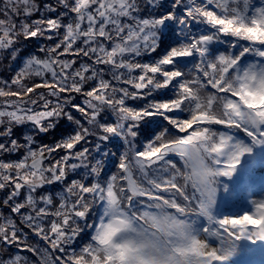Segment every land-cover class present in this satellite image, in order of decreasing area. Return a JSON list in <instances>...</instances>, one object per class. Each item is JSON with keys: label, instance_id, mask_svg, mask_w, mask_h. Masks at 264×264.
Instances as JSON below:
<instances>
[{"label": "snow or ice", "instance_id": "obj_1", "mask_svg": "<svg viewBox=\"0 0 264 264\" xmlns=\"http://www.w3.org/2000/svg\"><path fill=\"white\" fill-rule=\"evenodd\" d=\"M0 15V53L22 59L0 80L15 98L0 105V157L21 153L0 158V264H225L237 242H264V200L214 214L219 178L264 145V0H3ZM21 37L56 43L21 58ZM61 119L73 132L38 144ZM112 138L117 151H102Z\"/></svg>", "mask_w": 264, "mask_h": 264}, {"label": "trees", "instance_id": "obj_2", "mask_svg": "<svg viewBox=\"0 0 264 264\" xmlns=\"http://www.w3.org/2000/svg\"><path fill=\"white\" fill-rule=\"evenodd\" d=\"M166 3H167V6L170 7L171 5V0H166ZM2 9V8H0ZM2 17V15L0 16ZM35 18V17H33ZM203 26L202 25H193L192 26V31L193 32H197L200 30V28H202ZM167 31V30H166ZM176 31L178 32L179 31V26H176ZM226 39H230V38H226ZM56 43V40H52V41H48V40H45V39H28V40H25L23 39V37H21V40H20V43H18L16 45V47L18 49H20L19 51V56L21 58H27L29 55H32V54H35L41 58H43L44 56V53H41L39 51V47L41 46H46V45H53ZM221 50H223L226 46V44L224 45H221ZM163 54V48L161 49H158L157 50V53H153L151 56H144V57H138L136 58L137 60H142V61H150L151 59H154L156 58L157 56L159 55H162ZM6 54L5 53H0V63H2L3 65H5L7 67V69L9 70L8 74L9 76H6L5 79L8 78V80L11 79L12 75H13V72H15V69L19 67V64L21 63V66H22V59H17L16 61H12L10 58H5ZM69 58L67 60H72V59H76L75 56L73 55H68ZM64 57L67 58V55H65ZM82 59H86V58H82ZM79 63H80V60L77 59V64L75 65V67H78L79 66ZM9 65H11V68H9ZM103 67V66H101ZM139 74V70H137L135 73H133V75H138ZM106 79H110V76H105ZM41 80L40 78H36L34 77L32 80L30 81H25V83H27L29 86H32L33 83H40ZM113 83H115V81H113ZM119 86H122V87H128L130 85H124V84H121ZM87 88V86H86ZM36 91H40V93H45L47 94V89H44V88H40V89H37ZM171 90H168L165 94H162V95H157L155 98L157 100H160V99H167L168 97L171 96ZM61 95H67L66 93L65 94H61ZM72 95H74L76 98L75 100L73 101L74 103H81L84 101L85 97L82 96V95H79V94H75L73 93ZM49 99H52L55 101V98L54 97H49ZM151 99V98H149ZM130 102V103H129ZM146 101H132V100H128L127 104L129 106H134V107H139L141 104L145 103ZM83 106V104H82ZM73 112V115L77 118V119H80L81 122L83 124H85V126H88L86 124V120L83 116H81V114L77 111H75L74 109L71 110ZM159 122L161 123H164L160 118H156ZM155 125L154 124H151V125H147L146 127H154ZM25 127H30V126H25ZM215 127H220V126H215ZM75 128V125H70L69 122L66 120V119H61L59 121V123L57 124L56 128L54 130H51L49 131L47 134H41L39 136L36 137V140L38 141V144H48V145H52L54 144L55 142L59 141L61 139V137H66L69 133L73 132V129ZM25 130V128H16L14 129V135L16 134V137L17 135H21V133ZM180 135H183V134H180ZM235 137L238 139H243L244 141L246 142H250V139L248 137H246L243 133H235L234 134ZM141 140L143 139V137L140 138ZM88 141L89 143L88 144H85L84 142H81L80 145H77L76 147V151H79L81 147H84V146H89L91 147L92 145H94L97 141L95 139V137H89L88 138ZM121 142L117 139V138H112L110 141L108 142H105L103 145H102V151H109V152H115L117 151V146L120 144ZM34 146H38V145H34ZM259 146H262V145H259ZM122 150V149H120ZM253 150L255 151L256 154H258L259 156H253V161L251 160H247L248 164H250L249 167H252V168H255L254 166H263L264 167V148L260 147V148H257L256 150V146L254 147L253 146ZM261 151V152H260ZM65 153L64 151H60L58 150L57 152L53 153L52 156L49 158L50 160H54V159H58L59 157L63 156ZM94 155H96L98 158H99V154L97 153H93ZM21 153H17V154H14L12 155L11 157L9 156H3V157H0L2 159H18L20 157ZM263 155V156H261ZM255 159V161H254ZM70 163H78V161H75V160H72L70 161ZM83 169H80L78 170L77 173H72L69 175L68 177V181L70 182L72 179H77L79 178V173L82 172ZM107 171H114V168L109 165ZM220 179L221 177L219 178V184L217 185L218 187V194H217V199H216V204H215V207H214V211H216L217 209H219L221 207V200L225 197L224 195V191L221 190V184H220ZM63 187V184H57V185H52V186H46L44 191H55V192H60L61 189ZM4 197V193L3 192H0V200H2ZM20 199H23V194L21 195ZM225 199V198H224ZM232 198H228V200H231ZM245 208H241L239 206H230V207H226L225 208V212H230L231 215L232 214H235V213H240V214H244L245 211H244ZM0 211L4 212L5 214H8L9 213V209L8 208H5V207H0ZM19 220V217H17V221ZM25 231H28L27 229H25ZM32 239H35V237H32ZM81 241H77V243L79 244ZM237 243H241L243 244V241H239ZM10 252H15L16 249L15 248H11L9 249ZM26 255H30L29 253H24ZM225 264H245V261L244 260H238V259H232V260H228L225 262Z\"/></svg>", "mask_w": 264, "mask_h": 264}, {"label": "rangeland", "instance_id": "obj_3", "mask_svg": "<svg viewBox=\"0 0 264 264\" xmlns=\"http://www.w3.org/2000/svg\"><path fill=\"white\" fill-rule=\"evenodd\" d=\"M0 8H3V0H0ZM3 18H4L3 16L0 17V19ZM68 58H69L68 55L67 58L64 56L61 57V59H68ZM19 67H21V63L19 64ZM19 67L16 68L15 71H17ZM8 72L9 70L7 69V67L2 63H0V80L5 79L6 76H9ZM14 74L15 72H13V75ZM129 89L131 90V86H129ZM13 90H15V86H13ZM5 99L15 100L14 97L0 98V105L3 104ZM14 136L16 137V134ZM19 136L20 135H17V137ZM238 139L244 141L243 139L240 138ZM244 142L251 144L250 142H246V141ZM253 146L254 147L256 146V150L257 148L260 147L264 148V145L262 146L253 145ZM256 155L259 156L258 154L255 153L254 150L251 154H246L245 157L242 158L241 163L237 168V171L233 175V177L231 178L221 177L220 179V184L222 188L221 190L224 191L225 199L223 198L221 200V207L216 211H214V214L216 216L223 217V216L242 215L238 212L232 215L230 212L227 213L225 212L226 207L236 206V205L241 208H245L244 209L245 213H251L255 211L252 202L264 200V167L255 165L254 166L255 168H252L249 167L250 164L247 163L248 162L247 160L253 161V156ZM228 198H232V199L228 200ZM201 223H203L202 218H201ZM241 241H243V244L238 243V251L236 255H234L230 259L244 260L245 264H264V242L258 241L256 243H252L247 239H243ZM210 243L213 246L217 244L215 240L210 241Z\"/></svg>", "mask_w": 264, "mask_h": 264}, {"label": "bare ground", "instance_id": "obj_4", "mask_svg": "<svg viewBox=\"0 0 264 264\" xmlns=\"http://www.w3.org/2000/svg\"><path fill=\"white\" fill-rule=\"evenodd\" d=\"M252 251H253V249H252Z\"/></svg>", "mask_w": 264, "mask_h": 264}]
</instances>
